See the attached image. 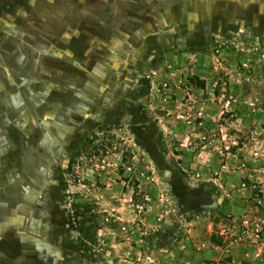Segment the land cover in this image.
<instances>
[{"label":"rangeland","instance_id":"obj_1","mask_svg":"<svg viewBox=\"0 0 264 264\" xmlns=\"http://www.w3.org/2000/svg\"><path fill=\"white\" fill-rule=\"evenodd\" d=\"M0 264H264V0H0Z\"/></svg>","mask_w":264,"mask_h":264},{"label":"built area","instance_id":"obj_2","mask_svg":"<svg viewBox=\"0 0 264 264\" xmlns=\"http://www.w3.org/2000/svg\"><path fill=\"white\" fill-rule=\"evenodd\" d=\"M241 224L244 228L242 235L235 232L232 224L222 225L219 228V234L226 238L243 240V238H252L254 235H258L259 232L263 231L261 222H256L248 216L241 219Z\"/></svg>","mask_w":264,"mask_h":264}]
</instances>
